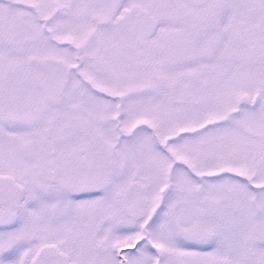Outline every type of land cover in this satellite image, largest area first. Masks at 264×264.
<instances>
[{
	"label": "snow or ice",
	"instance_id": "6c2138e0",
	"mask_svg": "<svg viewBox=\"0 0 264 264\" xmlns=\"http://www.w3.org/2000/svg\"><path fill=\"white\" fill-rule=\"evenodd\" d=\"M0 264H264V0H0Z\"/></svg>",
	"mask_w": 264,
	"mask_h": 264
}]
</instances>
